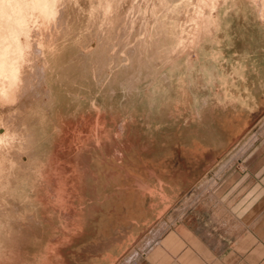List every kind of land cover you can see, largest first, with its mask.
<instances>
[{
	"label": "rangeland",
	"instance_id": "obj_1",
	"mask_svg": "<svg viewBox=\"0 0 264 264\" xmlns=\"http://www.w3.org/2000/svg\"><path fill=\"white\" fill-rule=\"evenodd\" d=\"M53 10L0 103V264H264V0Z\"/></svg>",
	"mask_w": 264,
	"mask_h": 264
},
{
	"label": "bare ground",
	"instance_id": "obj_2",
	"mask_svg": "<svg viewBox=\"0 0 264 264\" xmlns=\"http://www.w3.org/2000/svg\"><path fill=\"white\" fill-rule=\"evenodd\" d=\"M54 2L55 0H0V103L13 100L14 93L15 91H17L16 88L19 84L20 72H21V67H22L21 64L23 61L22 60L23 50H24L20 43V39H21L20 35L22 36L23 34L24 36H28L29 32H32V30L30 31V27L32 29H34L35 27L34 25H33L34 27L31 26L32 20L35 19L34 18L35 14L38 18L42 16L44 17V19L45 17L47 18L50 15H52V13L54 12L53 10ZM37 22H41V21L36 20V23ZM46 22L42 24L43 23V20H42V22L40 24L38 23L37 25L40 26L42 24L44 27ZM36 30L40 31L39 28L35 29V31L33 30L35 32V36H36ZM32 33H30V35ZM29 38L32 39V36ZM23 39H26V37ZM23 43H27L26 40ZM29 45L31 46V43H29ZM23 68H25V66H23ZM173 104H174V101H173ZM6 135H7L6 133L4 134L3 132L2 134L1 132L0 146L1 144L3 145V141L5 140V137H8ZM10 141H8L7 139V142H10ZM4 144L6 143L4 142ZM254 144L255 143L252 141L247 145V147L251 149ZM6 146L7 144L4 145V147ZM159 233L160 232L158 231L153 232V238L154 239L157 237L158 239L161 238L159 237V235H161ZM150 242L151 240L146 242L148 247H149L148 244H152ZM135 254L137 255L136 252Z\"/></svg>",
	"mask_w": 264,
	"mask_h": 264
},
{
	"label": "crops",
	"instance_id": "obj_3",
	"mask_svg": "<svg viewBox=\"0 0 264 264\" xmlns=\"http://www.w3.org/2000/svg\"><path fill=\"white\" fill-rule=\"evenodd\" d=\"M175 238L168 237L166 240V244L173 243ZM175 244V243H174ZM176 246V245H175ZM179 248V247H178ZM195 255L197 254L196 250L193 251ZM190 254V249L185 252L184 255ZM194 255V254H193ZM150 264H183L184 259H183V251L181 249H168V248H163L160 251L154 252L150 258ZM191 260V258H190ZM192 260H195L193 257Z\"/></svg>",
	"mask_w": 264,
	"mask_h": 264
}]
</instances>
